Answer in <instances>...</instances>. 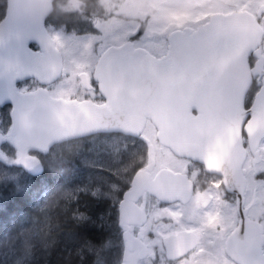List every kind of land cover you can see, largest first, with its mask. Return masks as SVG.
Segmentation results:
<instances>
[{
    "label": "water",
    "instance_id": "95a60500",
    "mask_svg": "<svg viewBox=\"0 0 264 264\" xmlns=\"http://www.w3.org/2000/svg\"><path fill=\"white\" fill-rule=\"evenodd\" d=\"M52 3L7 0L0 20V104L12 103L10 136L18 151L16 163L38 175L44 166L38 156L28 153L30 148L47 150L57 141L96 132L142 136L150 119L158 140L175 154L203 161L208 170L224 176L227 188L237 194L243 215V133L255 155L264 136V78L251 106L244 107L251 72L247 55L264 35L255 16L247 10L215 12L196 28L174 29L168 34L167 52L159 57L129 40L109 46L94 69V80L105 99L97 103L53 97L44 87L31 92L17 88L21 79L35 77L49 83L65 73L45 23ZM263 12L264 3L258 10ZM79 78L86 89L91 88L85 71ZM1 143L0 134V159H4ZM153 154L149 144L152 161ZM176 179L188 181L168 168L154 178L139 170L132 193L147 188L154 194H169ZM244 224L242 220L228 246L230 240L244 236ZM228 251L246 264L236 250L228 247Z\"/></svg>",
    "mask_w": 264,
    "mask_h": 264
},
{
    "label": "flooded vegetation",
    "instance_id": "af4514ba",
    "mask_svg": "<svg viewBox=\"0 0 264 264\" xmlns=\"http://www.w3.org/2000/svg\"><path fill=\"white\" fill-rule=\"evenodd\" d=\"M76 1L79 3V5L84 6L83 12H73L74 15L71 14V16L75 20L70 19L68 16L65 17V20H71L73 25L66 28L64 25L66 22L61 23L63 18H60L59 16L56 19L57 24L55 25L63 26L68 31L76 30L78 34L81 35L87 33L89 34L91 33L90 18L91 16L97 14L99 10L97 8L91 9L89 6V3L92 1L95 2V0ZM55 4L56 0H53V7H55ZM259 7L260 5L258 6L256 10L257 12L254 16L262 30H264V12L259 14ZM66 12L70 11H63L64 14H66ZM47 19L46 27H48ZM96 25V29L98 30L100 27L99 22H97ZM131 42H133L135 45V42L132 39ZM31 46L33 48L37 47L34 43ZM103 53L104 52H102V54ZM62 55L63 54L61 53L63 66L64 59ZM247 62L251 72L250 83L244 97L245 108H249L251 106L257 92L263 85L264 35L262 36L261 42L248 53ZM63 68L65 67L63 66ZM253 69L256 70V73L252 71ZM64 74H61L60 76H63ZM60 76L49 83H42L35 77H29L18 80L16 85L17 88L22 92H31L37 90L39 87H44L50 93V85ZM93 82L94 83L90 81L91 88L89 89H92L95 84L97 86V82L94 80V71ZM31 84H33L32 87ZM50 95L52 96L51 93ZM101 98L103 100L97 103H103L105 101L102 95ZM67 99L83 100L79 99L78 97H71ZM8 106V116L5 115L3 117L1 108L6 107L7 110ZM11 107L12 106L8 105V103L0 104V119L2 118L6 124L11 122L12 125L10 112ZM192 111L197 113L195 108H193ZM248 117L249 115L247 118ZM0 134L2 135L1 130ZM8 134L10 135V130ZM143 135L136 138L146 142V156L148 162H144V164H140L141 166L137 165V167L134 168V170L130 173V182L110 183L109 190L102 189L101 191L99 188H94L91 191V184L90 186L84 185V182L78 190L80 197L83 195L91 196L96 202L104 203L105 201L109 205V208H107L108 213L104 216V218L106 219V230L110 235V239L109 244L104 251L107 257L105 256L106 258H103L101 263L241 264L230 255L228 251V247H230L231 250H236L238 252L243 263L255 264L256 262V264H264V155L259 149L260 144L257 147L258 155H255L251 152L247 137L245 133H243V142L246 148V155L242 164L243 175L245 178L242 215L238 209L237 194L235 191L229 190L227 188L225 178L222 174L208 170V167L203 161L195 160L186 155L177 154L174 155L175 158H177L178 161L186 160L187 166L179 168L162 166L160 168H155L156 159L154 144ZM79 137L56 142L52 144L47 150L30 148L28 153L32 154L30 153L31 150L37 151L38 153H42L44 151L48 152V150L53 145L75 141L76 139H79ZM263 138L264 136L262 137L261 141ZM149 144H152L154 149L153 161L150 160ZM161 144L169 148L163 143ZM14 148L15 151H17L16 147H13V150ZM6 151L8 153V150ZM78 152L80 154V147ZM73 154L76 155L74 152ZM40 160L42 161L41 158ZM42 163H45V161H42ZM149 164H152L150 169L147 168ZM163 168H168L172 172L182 175L183 177L187 178L188 181H180L179 179H176L175 182L172 183V186L169 187L171 190L169 194H154L147 188H144L136 195L132 193V190L134 189L133 178L139 170L146 171L150 177L154 178L156 174ZM96 172H98V169ZM216 178L220 180L217 186L208 183V181L214 180ZM82 186H84V188H82ZM105 187L106 186H103V188ZM96 189L97 192L94 193L93 191H96ZM208 189H214V194L211 193V196H208ZM214 198H218V211L221 210V214L226 216L230 215V220L232 223H234L233 225L232 223L227 222V224H225L226 229L224 228L223 223L216 224V228L219 230H225V237L222 241V248L219 249L217 255L215 256L212 254L208 255V202L210 204ZM242 220L245 221L244 236H241L237 240L233 239L234 241L230 240V245L228 246L231 235L235 229L239 227ZM105 259L108 260L105 261Z\"/></svg>",
    "mask_w": 264,
    "mask_h": 264
},
{
    "label": "rangeland",
    "instance_id": "374dc122",
    "mask_svg": "<svg viewBox=\"0 0 264 264\" xmlns=\"http://www.w3.org/2000/svg\"><path fill=\"white\" fill-rule=\"evenodd\" d=\"M92 2L99 12L90 18L91 33L89 34L81 35L76 30L68 31L63 26L47 23L58 49L61 48L60 52L64 59L63 66L66 71L63 76L50 85L49 90L53 97H63L64 99L78 97L79 99H93L96 102H101L103 99L96 84L92 89H86L78 76L80 72L85 71L88 73L90 81L94 83V68L102 52H105L104 50L109 46L121 45L125 40L132 39L137 47H144L159 57L167 52L168 34L172 30L182 29L184 26L196 28L199 24L207 22L209 16L215 12L227 13L235 10H247L255 15L258 6L263 4L264 0H95ZM83 7L76 0H58L56 3L58 16L60 13L64 14L63 11L81 13ZM56 16L54 15L52 19ZM97 22L100 26L98 30L96 29ZM32 86L33 84H31ZM10 126L11 122L6 124L2 118L0 119V130L3 135L1 148L5 156L4 159H0V179L10 177L17 180L25 170L16 163L18 153L15 148L13 150L15 146H11L13 142L8 134ZM156 133V126L148 120L143 134L154 144L155 168L187 166L186 160L178 161L174 156L176 154L158 141ZM88 141L91 145L90 149L87 148V154L81 149L83 147L82 140L53 145L48 152L38 153L31 150L30 153L52 166L59 159L63 150L76 149L75 151L78 152L80 144L82 146L80 154L79 152L75 154L84 162V165H87L89 170L86 183L90 185L96 179L101 180V184L97 185L100 191L102 189L109 190L110 183L130 182V173L134 168L148 162L147 144L136 137L102 132L92 136ZM4 145L8 147V153L4 149ZM259 149L264 155V138ZM97 169L98 172L95 174ZM219 182L220 180L217 178L208 181L214 186H217ZM103 186L106 187L103 188ZM97 187L91 186L90 189L92 188V191ZM97 189L93 192L96 193ZM72 192L70 188L56 187L52 191H48L44 200L53 199L55 201L60 198H68ZM211 193L214 194V189H208V196H211ZM217 206L218 198H214L210 204L208 202V255L212 254L213 256L217 255L219 249L222 248V241L225 237V230H219L216 228V224L223 223L226 229L225 224L232 223L230 215L221 214V210L218 211ZM232 224L234 225V223ZM98 253L100 254V252Z\"/></svg>",
    "mask_w": 264,
    "mask_h": 264
},
{
    "label": "trees",
    "instance_id": "16d2710c",
    "mask_svg": "<svg viewBox=\"0 0 264 264\" xmlns=\"http://www.w3.org/2000/svg\"><path fill=\"white\" fill-rule=\"evenodd\" d=\"M89 6L96 8L93 2ZM6 8L7 0H0V20ZM71 14L74 15L59 14L66 28L73 25L71 20H65L66 16L75 20ZM54 15L57 16L52 19ZM57 17L55 4L47 23L57 24ZM8 112L9 106L7 110L1 108L3 117ZM95 135L98 134L75 140H82L83 147L79 146L86 154L91 145L88 139ZM4 149L8 147L4 145ZM75 150H64L52 166L43 163L41 174L32 175L24 169L17 180L0 179V264H100L107 257L104 251L110 235L104 216L109 205L96 202L91 196L80 197L78 187L88 184L89 170L73 154L77 153ZM100 182L96 179L91 186L97 187ZM56 187L70 188L72 195L44 200L48 191Z\"/></svg>",
    "mask_w": 264,
    "mask_h": 264
},
{
    "label": "bare ground",
    "instance_id": "6f19581e",
    "mask_svg": "<svg viewBox=\"0 0 264 264\" xmlns=\"http://www.w3.org/2000/svg\"><path fill=\"white\" fill-rule=\"evenodd\" d=\"M52 4H53V3H52ZM53 10H54V7H53V9H52L51 12H53ZM48 16H49V15H48ZM48 16H47V17H48ZM46 19H47V18H46ZM45 23H46V21H45ZM47 28H48V27H47ZM48 30H49V28H48ZM49 32H50V31H49ZM50 34H51V33H50ZM52 37H53V36H52ZM55 41H56V40H55ZM129 41H131V40H129ZM56 47H57V45H56ZM57 48H58V47H57ZM59 51H60V50H59ZM60 54H61V52H60ZM61 74H63V73H61ZM61 74H60V75H61ZM60 75H59V76H60ZM82 85H83V84H82ZM83 87H84V86H83ZM84 88H85V87H84ZM8 105L11 106L12 103L9 102ZM148 120H150V119H147V121H148ZM147 121H146V122H147ZM150 121H151V120H150ZM145 125H146V124H145ZM107 132L124 134V133H122V132H115V131H113V132H112V131H107ZM99 133H102V132H96V133H93V134H99ZM90 135H91V134H90ZM124 135H128V134H124ZM129 136H132V135H129ZM143 136H144V135H143ZM132 137H138V136H132ZM11 138H12V137H11ZM65 140H66V139H65ZM12 142H13V140H12ZM57 142H60V141H57ZM2 143H3V141H2ZM2 143H1V146H2ZM55 143H56V142H55ZM13 144H14V143H13ZM13 144H11V146H13ZM53 144H54V143H53ZM14 146H15V145H14Z\"/></svg>",
    "mask_w": 264,
    "mask_h": 264
}]
</instances>
